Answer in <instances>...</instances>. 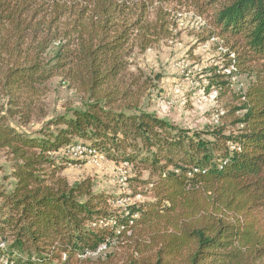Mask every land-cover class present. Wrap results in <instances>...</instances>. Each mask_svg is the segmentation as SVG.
I'll return each mask as SVG.
<instances>
[{
  "label": "trees",
  "instance_id": "obj_1",
  "mask_svg": "<svg viewBox=\"0 0 264 264\" xmlns=\"http://www.w3.org/2000/svg\"><path fill=\"white\" fill-rule=\"evenodd\" d=\"M130 2L0 0L6 92H32L60 76L87 99L38 136L0 116V148L12 160L11 181L0 191V257L75 264L113 242L129 249L128 264H264V0L199 7L213 9L211 35L242 49L235 63L256 64L254 82L237 96L236 110H245L232 121L237 131L213 129L210 140L146 111L124 87L132 34L145 48L166 33L161 17L146 20L145 0ZM56 39L63 43L49 54ZM220 77L210 76L209 85L222 88ZM74 144L127 163L134 177L126 181L146 170L141 195L150 192L149 200L114 206L120 195H96L86 180L69 185L58 175L66 157L52 154Z\"/></svg>",
  "mask_w": 264,
  "mask_h": 264
},
{
  "label": "rangeland",
  "instance_id": "obj_2",
  "mask_svg": "<svg viewBox=\"0 0 264 264\" xmlns=\"http://www.w3.org/2000/svg\"><path fill=\"white\" fill-rule=\"evenodd\" d=\"M126 1H132L131 6L137 2ZM145 1L146 20L154 25L161 17L166 33L159 34L145 48L139 45L136 32L132 34L133 42L128 45L129 65L122 74L124 87L132 92L140 107L167 119L173 126L197 132L202 139H212L213 129L220 128L226 134L236 132L238 126L232 121L245 111L236 110L242 101L237 96L254 82L256 64H236L242 49L239 46L232 49L229 43L211 35L213 9L201 11L203 0ZM62 43L54 40L48 53ZM214 74L227 84H222L220 89L209 85V77ZM10 98L15 101L9 103ZM86 101V96L60 76L51 77L32 92L7 93L0 84V116L6 124L25 134L37 135L46 129L49 120L59 115L69 116L72 109H83ZM10 107L16 112L9 110ZM52 155L66 157L58 175L69 185L86 180L96 195H120L121 201L117 200L114 206L150 198V192L141 195L145 190L142 180L149 178L146 170H141L135 180L122 182L118 165L106 157L99 166H94L85 158L73 157L68 147ZM11 161L6 149L0 148V191L7 190L11 181L8 178ZM133 175L128 170L126 179ZM130 256L126 245L111 242L101 254L87 255L75 264H128Z\"/></svg>",
  "mask_w": 264,
  "mask_h": 264
},
{
  "label": "built area",
  "instance_id": "obj_3",
  "mask_svg": "<svg viewBox=\"0 0 264 264\" xmlns=\"http://www.w3.org/2000/svg\"><path fill=\"white\" fill-rule=\"evenodd\" d=\"M215 92V91H214ZM216 93V92H215ZM68 149L71 153V155L75 158H85L89 163H91L94 166H99L101 162L105 159V157L97 152L95 149L91 148L88 145L85 144H74L68 146ZM119 172L121 175L120 180L122 182H125L126 174L128 172L129 165L127 163H122L118 165ZM121 200H119L120 202ZM0 246H3V243L0 244ZM106 246L100 245L95 251L89 252L86 255H83L81 257L87 256V255H98L104 252ZM65 256V255H63ZM0 264H7V258L4 256L0 257Z\"/></svg>",
  "mask_w": 264,
  "mask_h": 264
}]
</instances>
